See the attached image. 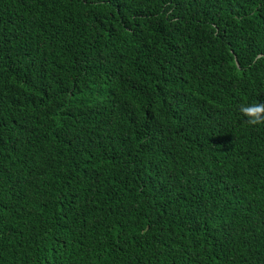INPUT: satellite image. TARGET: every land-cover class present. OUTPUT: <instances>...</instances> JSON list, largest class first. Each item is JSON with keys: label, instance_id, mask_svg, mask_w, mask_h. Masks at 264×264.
Returning a JSON list of instances; mask_svg holds the SVG:
<instances>
[{"label": "trees", "instance_id": "trees-1", "mask_svg": "<svg viewBox=\"0 0 264 264\" xmlns=\"http://www.w3.org/2000/svg\"><path fill=\"white\" fill-rule=\"evenodd\" d=\"M264 0H0V264H264Z\"/></svg>", "mask_w": 264, "mask_h": 264}, {"label": "clouds", "instance_id": "clouds-1", "mask_svg": "<svg viewBox=\"0 0 264 264\" xmlns=\"http://www.w3.org/2000/svg\"><path fill=\"white\" fill-rule=\"evenodd\" d=\"M240 112L244 114L249 124H264V103L242 104Z\"/></svg>", "mask_w": 264, "mask_h": 264}]
</instances>
